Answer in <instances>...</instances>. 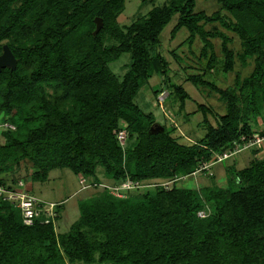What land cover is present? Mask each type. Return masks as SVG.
I'll list each match as a JSON object with an SVG mask.
<instances>
[{
	"label": "trees",
	"instance_id": "obj_1",
	"mask_svg": "<svg viewBox=\"0 0 264 264\" xmlns=\"http://www.w3.org/2000/svg\"><path fill=\"white\" fill-rule=\"evenodd\" d=\"M218 2L221 10L208 15L196 11V0H170L121 26L126 0H0V55L7 45L17 60L15 70L0 71V122L15 126L0 130V175L15 174L29 161L25 183H44L59 169L97 183L102 167L114 185L136 184L120 197L107 188L81 201L78 220L63 234L56 232L61 202L43 200L55 204V224H45L49 218L42 214L28 226L21 210L0 198V264H264V157L241 170L228 166L225 187L176 186L204 164L218 163L217 156L264 136V0ZM175 15L171 39L183 28L190 45L199 36L207 69L218 61L209 55L216 38L222 40L224 73L234 71L236 57L243 65L254 62L234 87L221 89L205 80L206 73L187 78L226 107L219 115L198 106L205 135L192 144L180 143L173 136L177 126L160 124L135 103L154 77L157 104L168 92L181 112L190 98L156 50ZM97 17L104 27L93 35ZM215 23L236 35L241 53L229 48L223 33L206 30ZM123 54L131 63L120 79L109 65ZM260 151L252 150L255 157ZM18 181L2 177L0 186Z\"/></svg>",
	"mask_w": 264,
	"mask_h": 264
},
{
	"label": "rangeland",
	"instance_id": "obj_2",
	"mask_svg": "<svg viewBox=\"0 0 264 264\" xmlns=\"http://www.w3.org/2000/svg\"><path fill=\"white\" fill-rule=\"evenodd\" d=\"M170 0H147L143 3L142 0H126L125 10L118 17L121 26L130 25L133 21L141 16L146 15L153 7L164 6ZM196 11L206 12L208 15L221 10V4L218 0H196ZM223 15H228L226 11H222ZM229 16V15H228ZM178 20V15H175L163 30L160 36V45L157 46V53H160L169 63V76L179 85H182L189 94L190 98L186 100L185 108L179 111L178 99L173 96L166 99L163 104H157L154 100L153 90L158 87L157 78H152L149 84L144 86L135 98V103L146 113L152 112L155 114L157 121L160 124H165L169 128L175 127L173 136L180 143L192 144L198 141L205 135L203 125V114L198 111L200 104L211 106L214 111L223 115L226 112L225 105L218 99V96L209 89L197 86L188 81L187 78L192 75L204 74L205 80L211 81L219 88L234 87L235 78L238 75L240 78H245L251 74L254 68L253 59L247 60V64L243 65L238 57L234 71L224 73L222 67V40L219 38L212 39L213 49L209 51V55L215 53L217 62L213 64L211 69H207L208 59L201 56L203 41L199 36L196 37L192 45L189 44L188 37L190 35L186 28L179 31L174 40L171 39V30ZM206 30L217 31L226 35L230 39L229 48L236 54L241 53V44L236 35L222 28L218 23L214 25H206ZM109 41H105L107 45ZM131 63L130 55L123 54L117 61L112 62L109 67L111 71L120 79L127 71L128 65ZM163 95L164 97L168 94ZM210 121L216 125V120L211 116ZM1 137V136H0ZM126 146V142L123 145ZM259 148L261 151L254 156L252 150ZM235 152L225 162H218L211 167V174L196 173L193 176L181 177L177 180L176 186L179 188H195L200 189L204 186L218 185L225 187L227 180V167L234 165L241 170L250 165L256 158L264 157V144L261 147H245L237 145ZM32 164L29 161L22 162L15 174L7 173L0 175V178H5L8 183L13 179L25 180L30 178ZM212 173L214 176L211 177ZM97 183L80 184L81 180L78 176L72 173L69 169L55 170L50 173L49 179L44 182H34L30 179L26 181L27 189L37 196L39 199L49 202H61L63 212L61 219L56 226V232L63 234L68 232L70 226L78 220L80 216L79 203L91 197L99 196L109 187H117L105 173L102 167L97 168ZM170 181H165L164 185L168 186ZM90 185V186H89ZM111 191V190H110Z\"/></svg>",
	"mask_w": 264,
	"mask_h": 264
},
{
	"label": "built area",
	"instance_id": "obj_3",
	"mask_svg": "<svg viewBox=\"0 0 264 264\" xmlns=\"http://www.w3.org/2000/svg\"><path fill=\"white\" fill-rule=\"evenodd\" d=\"M166 93L163 92L161 93L158 98L157 102L159 104H163L165 99L167 98L168 94L164 97ZM5 130V129H15V126L10 124L9 122H0V130ZM126 131L121 130L118 133V140L123 146L125 141H126ZM255 140L249 143L248 146L252 145H257V146H262L264 144V136L260 137L259 135H255ZM235 152H231L228 154L231 156ZM227 154H224L222 156H217V162H221L227 157H229ZM211 165L212 164H204L196 173H200L203 170H209L211 174ZM194 173V174H196ZM87 180L84 178L81 180L80 184H86ZM90 186V185H89ZM136 184L126 181L122 183L120 186L117 187H109L111 190L112 194L120 197L122 196V191L128 190L130 188L135 187ZM0 198L5 201L11 203L13 206L16 208L20 209L22 212L23 216V222L25 225L31 226L34 224V219L36 217L41 216L42 214L48 216L49 219L45 220V224H48L50 221H53L54 224L55 222V217H56V206L54 203H46L42 199H39L38 197L34 196L26 187V183L24 180H19L16 185H11L10 187H4L0 186ZM200 217H205L204 212L199 213Z\"/></svg>",
	"mask_w": 264,
	"mask_h": 264
},
{
	"label": "water",
	"instance_id": "obj_4",
	"mask_svg": "<svg viewBox=\"0 0 264 264\" xmlns=\"http://www.w3.org/2000/svg\"><path fill=\"white\" fill-rule=\"evenodd\" d=\"M95 23H96V29L93 35H97L104 27L103 20L99 17L95 18ZM16 67H17V60L13 55L12 51L10 50V48L7 45H5L3 48V53L0 55V71L4 68H10L11 70H15ZM159 127L160 126L157 124L153 128V131L158 130Z\"/></svg>",
	"mask_w": 264,
	"mask_h": 264
},
{
	"label": "crops",
	"instance_id": "obj_5",
	"mask_svg": "<svg viewBox=\"0 0 264 264\" xmlns=\"http://www.w3.org/2000/svg\"><path fill=\"white\" fill-rule=\"evenodd\" d=\"M155 78V77H154ZM157 78V77H156ZM157 81V83H159V81H158V79L156 80Z\"/></svg>",
	"mask_w": 264,
	"mask_h": 264
}]
</instances>
